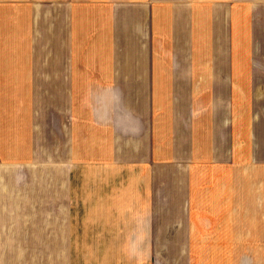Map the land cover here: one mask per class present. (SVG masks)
I'll return each instance as SVG.
<instances>
[{
    "label": "crops",
    "instance_id": "0c3cea01",
    "mask_svg": "<svg viewBox=\"0 0 264 264\" xmlns=\"http://www.w3.org/2000/svg\"><path fill=\"white\" fill-rule=\"evenodd\" d=\"M206 251L264 264V0H0V264Z\"/></svg>",
    "mask_w": 264,
    "mask_h": 264
},
{
    "label": "rangeland",
    "instance_id": "374dc122",
    "mask_svg": "<svg viewBox=\"0 0 264 264\" xmlns=\"http://www.w3.org/2000/svg\"><path fill=\"white\" fill-rule=\"evenodd\" d=\"M188 112H189V114L191 112V107L190 106H189ZM160 191L162 192L163 189H161ZM158 204L160 206H162L160 203H158ZM157 224H158V227H163V223L160 222V219L158 220ZM208 238H210V237H208ZM207 240H209V239H207ZM200 246H201V244L200 245L195 244V245L192 246V250L190 251V254L193 257L192 258L193 259L192 263H195L198 260V255H199V260L202 259V256H204L203 252L200 251ZM204 254H205V258H206L205 264H213V258H214L213 251H206ZM158 257H159V254H158ZM198 264H200V263H198Z\"/></svg>",
    "mask_w": 264,
    "mask_h": 264
}]
</instances>
